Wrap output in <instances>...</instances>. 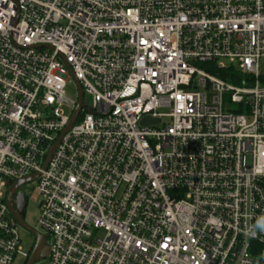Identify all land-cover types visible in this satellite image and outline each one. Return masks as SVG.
Listing matches in <instances>:
<instances>
[{"label":"built area","instance_id":"1","mask_svg":"<svg viewBox=\"0 0 264 264\" xmlns=\"http://www.w3.org/2000/svg\"><path fill=\"white\" fill-rule=\"evenodd\" d=\"M263 59L264 0H0V264L37 173L47 264H264Z\"/></svg>","mask_w":264,"mask_h":264},{"label":"water","instance_id":"2","mask_svg":"<svg viewBox=\"0 0 264 264\" xmlns=\"http://www.w3.org/2000/svg\"><path fill=\"white\" fill-rule=\"evenodd\" d=\"M77 85V89H78V104H77V108L75 109L72 118L70 120L69 125L65 128V130L60 134V136L58 137V139L55 141V143L52 145V147L50 148L45 164L44 166H46L48 164V162L50 161L52 155L54 154L57 145L59 144V142L61 141L62 137L65 135V133L72 127V125L75 123V121L77 120V117L80 113V110L83 106V99H84V93H83V89L80 85V83L74 79ZM159 118H151L150 116H146L141 124L142 125H149L151 123H156L159 122ZM38 176L37 174H33L30 175L24 179H21L17 182H15L9 189L8 194H7V204L9 207V211L11 213V216L13 217V219L15 220V222L25 231L32 233L34 235V239H35V243L31 252V255L27 261L26 264H34L36 261L40 260L41 258H46L48 256L49 250H47L46 248V244H45V237L38 232V230H36L35 228L31 227L29 224H27V222L25 221V219L22 216V209L24 207V200H22L20 198V196L17 193V196L14 198V195L16 193V190L23 184L29 183L34 181Z\"/></svg>","mask_w":264,"mask_h":264},{"label":"rangeland","instance_id":"3","mask_svg":"<svg viewBox=\"0 0 264 264\" xmlns=\"http://www.w3.org/2000/svg\"><path fill=\"white\" fill-rule=\"evenodd\" d=\"M224 62L227 63L228 61H224ZM261 63L264 64V59L262 60ZM67 92L75 96L78 94L77 85L73 78H71L68 84ZM84 102L87 106H90L92 104V96L89 94H84ZM34 188H35L34 182L23 184L18 188V195L22 200H24V207L22 209V214L24 215V219L27 222V224L38 230V232H40L43 236H46V232L40 226L41 207L37 198V193L34 190ZM19 230L26 250L30 249V247L33 246L35 243L34 235L32 233L25 231L22 228H20ZM45 244L47 250H49L50 249L49 238L45 239ZM15 264H23V260L19 258L16 260ZM35 264H47V258H41L40 260L36 261Z\"/></svg>","mask_w":264,"mask_h":264},{"label":"trees","instance_id":"4","mask_svg":"<svg viewBox=\"0 0 264 264\" xmlns=\"http://www.w3.org/2000/svg\"><path fill=\"white\" fill-rule=\"evenodd\" d=\"M205 66H209V70L216 74L218 77L228 81V82H233L237 83V80L235 79L236 77V67L235 65H228L224 68L222 67H217L215 63H205ZM260 81L262 84H264V69L260 75Z\"/></svg>","mask_w":264,"mask_h":264},{"label":"flooded vegetation","instance_id":"5","mask_svg":"<svg viewBox=\"0 0 264 264\" xmlns=\"http://www.w3.org/2000/svg\"><path fill=\"white\" fill-rule=\"evenodd\" d=\"M17 193H18V189L16 190V193L14 195V198L17 196ZM23 218H24V215L22 214Z\"/></svg>","mask_w":264,"mask_h":264}]
</instances>
